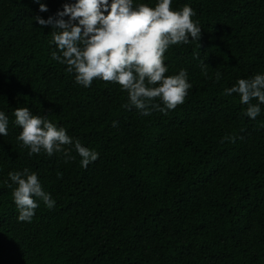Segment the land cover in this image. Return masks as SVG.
Wrapping results in <instances>:
<instances>
[{"label":"trees","instance_id":"1","mask_svg":"<svg viewBox=\"0 0 264 264\" xmlns=\"http://www.w3.org/2000/svg\"><path fill=\"white\" fill-rule=\"evenodd\" d=\"M66 2L75 0H40L48 8L40 12L35 0H0V112L9 118L0 134V264H264V104L253 120L237 94H224L264 74V0H172L173 10L193 8L202 33L199 43L169 47L165 75L184 69L192 88L175 110L149 116L124 107L118 84L84 88L51 59L53 29L34 17ZM17 107L99 158L85 169L74 148L67 163L62 153L28 156ZM228 136L235 143H221ZM25 168L56 201L50 210L38 200L30 222L18 220L8 175Z\"/></svg>","mask_w":264,"mask_h":264},{"label":"clouds","instance_id":"2","mask_svg":"<svg viewBox=\"0 0 264 264\" xmlns=\"http://www.w3.org/2000/svg\"><path fill=\"white\" fill-rule=\"evenodd\" d=\"M35 2L40 12L48 11L46 4ZM171 5L172 0H158L154 7L143 3L134 7L133 0H75L64 3L54 16L47 19L36 16L34 20L53 29L51 42L56 50L51 59L66 65L65 70L75 74L78 85L89 88L96 79L116 83L127 92L125 108H135L144 116L151 115L152 110L166 115L185 102L192 85L184 69L175 75H165L168 72L165 53L172 45L199 43L202 33L199 22L192 19L196 15L193 8L184 5L173 10ZM207 67L201 63L204 75ZM220 78L217 72L216 80ZM234 93L239 96V103L247 106L244 114L256 119L264 104V74L239 79L234 86L224 89L227 96ZM13 115L15 124L22 129L16 139L22 147L30 149L28 156L42 151L49 157L62 153L67 163L76 159L71 155L74 148L85 169L99 158L97 151L70 137L65 128L34 115L28 107H17ZM8 124L9 118L0 112L3 136L8 135ZM236 139L224 137L221 143L226 140L235 143ZM8 175L12 184L17 185L12 196L19 221H31L39 207L38 200L50 210L55 207L56 201L43 190L37 173L25 168Z\"/></svg>","mask_w":264,"mask_h":264}]
</instances>
